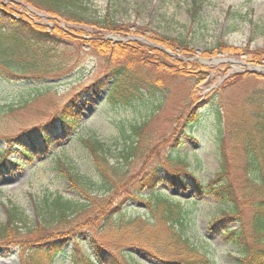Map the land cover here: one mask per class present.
<instances>
[{
    "label": "trees",
    "instance_id": "obj_1",
    "mask_svg": "<svg viewBox=\"0 0 264 264\" xmlns=\"http://www.w3.org/2000/svg\"><path fill=\"white\" fill-rule=\"evenodd\" d=\"M5 1L7 2L4 3ZM80 1L0 0V78L9 75L19 80L31 83L33 81V84L39 86L42 83L44 85L35 92L36 96L42 95L41 89L47 82L62 76L67 66L64 62L65 54L78 52L81 37L75 33L78 30L74 26L86 25L109 32H120V30H111L115 27L110 17L104 16L98 21H89L82 17L79 10L84 7L81 6ZM22 5L60 19L65 25L71 27V31L56 27L49 32L44 25L39 24V21L35 22L23 13H17L11 9L12 6L18 8ZM196 9L195 6L194 13ZM99 41L102 45L98 44ZM155 42L168 48L175 44L183 53L189 50L187 38L178 41L162 39ZM90 43L92 49L106 55L114 49L113 44L96 38ZM124 45L120 53L132 58V66L137 65L139 62L136 58L140 57L137 51L139 48L130 46L127 50L126 44ZM218 50L224 52L226 49L218 46ZM182 65V63L162 67L153 65L151 68L153 74H141L133 71L128 65L109 69L105 77L69 97L45 123L23 129L10 138H0V142H4L5 146L0 148V173L9 171V165L19 167V164L10 160L7 155L16 152L27 162H32V153L46 154L54 142L64 141L71 136L81 118V109L78 108L77 102L82 100L90 102L87 95H91L94 90L98 92L107 89L105 101L111 107L122 106L123 108L137 99L143 100L145 97L154 100L155 98L156 101L158 100L155 111L158 112L166 102L165 99L181 91L175 74L189 67ZM181 75H183L180 77L183 84L191 79L186 72ZM247 79L257 83L264 81V76L259 79L251 76L237 79L233 76L203 98L190 95L192 86L186 97L184 96L177 103V114L172 122L174 126L178 124L180 130L168 149L167 142L155 140L146 130L154 115L138 125L131 126L130 135L126 137L130 142L123 150L120 161H124L127 166L130 163L142 161L143 168L136 177V191L137 196H141L150 219L137 217L122 221L119 218L125 203L120 201L113 205L110 197L120 191L119 188L126 180L127 173L117 164L108 165V159L105 157L106 150L101 142L96 139L82 138L80 139L82 147L97 169V175L101 179L100 188L105 193L98 194L94 190L93 183L89 180L78 181L68 167L60 161L57 162L55 167L57 174L70 186L73 185L76 193L84 201H80L79 204L74 203L61 195L46 198L42 202L43 214H40V209L34 204L35 222L31 225H27L18 208L7 205L4 207L5 221L0 223V248L8 250L15 246L21 247L22 251L25 250L24 254L30 253L32 256L20 257L21 264H39L38 261L36 263V260L31 259L39 252L48 254L56 249L57 252L63 253L61 248L69 240L74 242L70 255L76 264H80L79 259L83 261L82 264H132L130 254L124 250L130 248L138 249L143 256L145 255V260L156 264H213L209 256L192 247L190 240L183 235L181 229L183 221L189 214L182 205L195 206L196 199L200 200L206 196L220 205L219 212L207 222L208 230L215 235L220 234V238L226 240L225 243L235 247L239 252L235 258L237 264H264V86L251 89L249 92L244 91V85L230 89L231 84H236L238 81L246 83ZM191 80L194 86H197L203 78ZM182 83L181 87L185 88ZM228 92L231 94L229 98ZM34 97L35 95L24 103L28 104ZM208 104L214 106L216 114L214 144L218 161L217 172L207 181V184L203 185L186 170V166L181 169L182 171L173 168V179L166 183L167 175L164 172L160 173L155 166L148 169L149 164L159 156L162 149L173 151L180 146L177 134L191 140L190 135L185 134L183 129L198 125L199 112L202 106ZM21 107L22 105L10 107L9 112H12L13 108ZM144 132H147L146 135ZM178 162L181 163L179 160ZM145 168L148 170H144ZM164 184L184 191L190 188L192 190L190 200L181 202L176 197H170L165 189V191L158 189ZM144 190L148 191V196L141 195ZM48 203H50L49 206ZM86 215H93L104 223L95 228L96 232L93 228L92 235L88 234L86 241L90 253L87 257L81 255L84 247H78L79 238L85 234V227L89 226ZM82 216L84 219H81ZM112 217L117 232L121 236H130L124 249L119 250L118 256H122L121 260L98 236L103 233V227L106 228V224L112 221ZM157 223L168 230V235L160 236L156 228ZM231 225L234 227L230 228ZM245 229L257 235L255 243L261 245L259 249H250L249 254L248 244L244 242L246 240L242 231ZM19 232L29 237V242H25V240L28 241L26 237L22 239L17 236ZM44 234L48 237L43 236ZM49 259L52 261V258Z\"/></svg>",
    "mask_w": 264,
    "mask_h": 264
},
{
    "label": "rangeland",
    "instance_id": "obj_2",
    "mask_svg": "<svg viewBox=\"0 0 264 264\" xmlns=\"http://www.w3.org/2000/svg\"><path fill=\"white\" fill-rule=\"evenodd\" d=\"M80 4L84 9L79 11L86 20L98 21L104 16L110 17L115 27L111 30L120 32H109L86 25L74 26L78 30L75 33L81 37L78 52L65 54L64 62L67 66L62 76L47 82L41 89L42 95L35 94L36 89L44 85L42 83L39 86L33 84V81L31 83L9 75L0 78V138H10L23 129L45 123L69 97L105 77L106 72L115 66L128 65L133 71L141 74H153L151 70L153 65L162 67L182 63V66L190 68L186 67L185 70H180L179 74H175L181 91L165 99L166 102L158 112L155 111L158 105L155 98L137 99L123 108L111 107L105 101L107 89L98 92L94 90L91 95L86 94L90 102L83 100L77 102L78 108L81 109V118L71 136L64 141L54 142L46 154L32 153V162H27L16 152L7 155L10 160L17 162L19 167L9 165V171L0 173V223L5 221L4 207L7 205L18 208L27 225H31L35 222L34 204L40 209V214H43L42 202L46 198L61 195L74 203L84 201L76 193L74 186H70L55 171L59 161L68 167L78 181L89 180L98 194L105 193L100 188L101 179L97 175V169L82 147L80 142L82 138L101 142L106 150L108 165L117 164L127 173L125 184L123 183L120 191L110 197L113 205L120 201L125 203L119 218L122 221L137 217L150 219V214L136 191V177L143 168L142 161L130 163L129 166L120 161L123 150L130 142L126 137L130 135L131 126L138 125L154 115L146 130L155 140L167 142L168 149L180 130V126L178 124L174 126L172 122L177 114V103L186 97L192 86L190 95L203 98L233 76L237 79H244L246 76L259 79L264 76V0H81ZM195 6L197 9L194 13ZM11 9L23 13L35 22L39 21V24L44 25L49 32L56 27L66 31L71 29L60 19L26 5L18 8L12 6ZM94 38L113 44L114 49L109 54L107 52V55L97 52L90 46V41L93 42ZM182 38H187L189 43V50L186 53L175 44L168 48L155 42L162 39L178 41ZM98 44L102 45V42L99 41ZM124 44L127 50L130 46L139 48L137 51L140 57L136 58L139 62L137 65L132 66V58L120 53ZM218 46L225 47L226 50L224 52L218 50ZM184 72L193 80L203 78V81L197 86H194L191 79L183 84L180 77ZM181 83L185 88L181 87ZM242 85L244 91L249 92L251 89L264 86V81L257 83L248 79L246 83L238 81L231 84L230 89ZM34 95L32 101L24 103L31 100ZM229 95L231 94L228 92V98ZM18 105L22 107L13 108V111L9 112L10 107ZM214 109L211 104L202 106L199 112L200 123L193 128L183 129L185 134L190 135L191 140L177 134L180 146L173 151L162 149L159 156L149 164L148 169L155 166L160 173L164 172L167 175L165 178L167 183L173 179V168L181 170L186 166V170L203 185L207 184L218 169L214 144L216 129ZM144 133L146 135L147 132ZM4 147V142H0V148ZM131 178L133 180L130 181ZM158 189L166 190L170 197H176L181 202L190 200L192 194L190 188L184 191L167 184L161 185ZM148 194L147 190L141 192L142 196ZM196 202L195 206L182 205L189 211L181 227L183 235L188 237L192 247L209 256L213 264H237L235 258L239 252L235 247L225 243L226 240L221 239L220 234L211 233L207 227V222L219 212L220 205L206 196L200 200L196 199ZM82 217L81 219H84V216ZM86 218L89 226L85 227V234L79 238L80 241L78 240L80 242L78 247H84L81 255L85 257L90 253L86 241L88 234L92 235L91 231L99 224L104 225L101 219L93 215H86ZM111 219L106 228L103 227V233L98 236L120 259L122 256L118 255L128 243L130 236H121L115 228L114 218ZM233 227L234 225L230 226ZM156 228L160 236L168 235V230L160 223L156 224ZM242 231L246 240L244 242L248 244V254L253 249L261 248V245L255 243L257 235L255 236L249 229ZM24 235L19 232L17 236L22 239L26 237L28 241L25 242H29L30 238ZM73 245L74 242L69 240L61 248L63 253L54 249L48 254L39 252L31 259L36 260V263L38 261L39 264H76L70 255ZM124 250L130 254L129 260L132 264H156L145 260V255L143 256L138 249ZM24 253L25 250L22 251L21 247L13 246L8 250L0 248V264H21V256H32L30 253ZM49 258H52V261ZM78 261L80 264L83 263L80 259Z\"/></svg>",
    "mask_w": 264,
    "mask_h": 264
}]
</instances>
